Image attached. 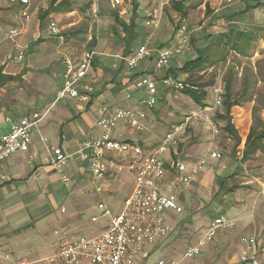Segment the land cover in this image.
<instances>
[{"label": "rangeland", "instance_id": "rangeland-1", "mask_svg": "<svg viewBox=\"0 0 264 264\" xmlns=\"http://www.w3.org/2000/svg\"><path fill=\"white\" fill-rule=\"evenodd\" d=\"M32 1L34 16L31 23L25 25L16 19L15 9L8 0H0V66L6 65V73L14 77L12 82L0 86V135L6 133L10 126L7 118L15 120L20 117L19 113L28 114L31 110H40L44 113L45 108L52 105L62 83L64 52L73 54L94 51L96 54H101L102 57L99 58L104 59L103 64L107 70H113L116 66L117 70L131 76L151 75L149 73L154 72L157 76H151L156 80L157 86L154 110L142 104V101L149 97L146 89L138 90L134 94L124 93L119 101L120 109L144 113L147 116L143 121L145 131L138 132L122 121L116 131H122L124 136L121 138L114 134L115 138L126 141V137L130 136L134 142L141 141L145 145H155L173 127L183 125L182 132L178 134V138L182 141L179 160L191 164L206 158L214 170L208 172L207 168L202 169V174L196 177L189 187H185L178 176L167 177V180H176V193L181 212L168 211L165 214L166 223L173 228V233L164 241L165 243L148 247L144 251V254L149 252L147 259L139 257L137 264H159L161 261L166 264H218L214 258H207V251L211 245L217 243L221 234L231 233L235 235L236 241V235L240 234L239 229L242 226L245 227L257 220L264 222V158L259 155L261 160L257 159L258 152H256L250 154L248 159H244L247 137L251 128L258 123L256 117L259 121H264V86H256L253 83L255 60L252 58L242 60L234 49L246 50L245 55L252 54L251 48L256 41L251 40V35L256 33H251L249 26L256 25L259 28L257 33L264 34V0H232L230 4H238L239 9L242 10L239 15L233 17L237 22L233 28L227 24L223 27L221 21L226 20L212 16L214 9L210 6L206 7L203 17V10L198 8L204 0H187L184 8L187 16L173 9L174 4L181 3L182 0H160L161 3L155 0H124V5L121 7H114L113 0H70L71 8L66 10L60 9L57 5L52 7L51 0ZM190 3L191 8L187 7ZM217 5L219 6V2ZM127 9L132 12L130 17L136 26V32L133 29V34H138L131 43V52L127 49V42L132 40L133 34L129 32L130 30L123 31L115 20L118 16L123 21L126 15L122 17L120 14ZM155 10L162 13V21L165 23L159 34L155 31L159 28L154 29L146 25V20ZM250 11L252 12L245 14ZM52 21L58 23L64 43L68 45L67 49L59 37L51 36L49 26ZM181 24L188 25L192 32V51L186 57L170 60L163 70L157 69L156 59L142 62L134 70L127 67L126 61L141 46L148 44L150 49H155L153 42L155 44L170 42L173 32ZM12 28L21 30L22 35L15 40H3L4 34ZM244 32L247 34H243ZM194 33L195 38H193ZM150 36L154 40L145 41ZM16 42L30 47L27 58L21 64H16L13 60L16 55L14 47ZM199 43L203 46L201 48L203 55L208 59L207 67L193 74L188 73L183 79L186 84L195 86L200 92H207L203 104L207 108H212L208 114H205L191 97L183 92L167 90L162 83L166 72L169 73L171 69L179 72L185 63L196 59ZM261 55L263 58L258 57L256 63L261 62L264 67V53ZM175 60L181 62L175 64ZM146 70L149 71L148 74ZM26 73L27 78L24 76ZM175 75L181 77L183 73L179 72ZM245 81L248 82L247 85ZM217 85L225 88L224 101L227 99L229 87L230 102L246 101L243 97L238 98V95L244 94L245 88L249 85L263 94L260 99L255 100L252 110L251 107H245L246 105L236 109L234 106L228 116L227 106L224 105L222 108L215 106L212 90ZM258 100L261 103H257ZM193 114L201 116L202 119L197 121L192 119L187 122V118ZM213 124L221 130L219 137H216L212 131ZM229 124L233 132L226 130ZM214 152L220 153L222 159L212 160L209 156ZM112 157L121 164L127 163L131 158L129 154H114ZM70 161L78 169L87 168L84 163L78 162L77 158ZM111 171L115 175L103 200L115 216L123 210L124 201L134 185V176L128 169L118 173V166L111 168ZM87 173L91 175L89 168ZM86 181H83L84 186ZM56 186L63 187L67 192L70 185L58 181ZM49 191L52 189L50 188ZM83 191L87 196V188ZM38 197L42 199L41 203L47 202V208L42 210L45 213L44 218H40L37 212L27 211L25 204L6 206L0 203V230L3 229L0 231V237L11 242L12 248H9L12 251L11 256L18 257L20 261H22L21 252L25 251L33 260L50 257L64 238L67 241L70 239L65 237V229L59 219L68 217L76 206L75 202L71 199H61L51 205L48 203L49 195L43 198L39 194ZM63 207L65 213L61 211ZM94 214L102 216L103 211L98 209ZM17 215H19L18 220L24 224L21 230L11 231L8 227L14 221L13 216ZM92 215L91 213L85 215L82 222V224L85 222L84 230L78 238L70 236L72 237L70 240L91 238L102 231L109 221L108 218L103 217L98 223H92ZM221 215L234 219L236 227L220 232L212 243L204 244L202 254L196 259L186 258V250L198 244L206 234L210 222ZM31 221L35 224H30ZM45 224L48 225L46 230L42 228Z\"/></svg>", "mask_w": 264, "mask_h": 264}, {"label": "built area", "instance_id": "built-area-1", "mask_svg": "<svg viewBox=\"0 0 264 264\" xmlns=\"http://www.w3.org/2000/svg\"><path fill=\"white\" fill-rule=\"evenodd\" d=\"M14 7L16 19L27 25L31 23L32 0H8ZM124 5V0H113L114 7ZM159 13L155 10L146 20L147 27L157 29ZM52 37H59L64 43L61 29L57 22L52 21L49 26ZM18 28H12L4 34L3 40H15L22 35ZM1 44V41H0ZM16 55L13 60L21 64L27 58L29 46L16 42ZM192 51V32L188 25L181 24L175 30V43L165 49H150L148 44L141 46L133 56L126 61L127 67L134 70L142 62L149 59L157 60V69L163 70L172 59L184 58ZM97 54L94 51H84L79 58L69 52L62 53L63 85L57 92L54 104L66 99L76 100L80 103L91 102L96 94V89L90 81V72ZM139 89H146L149 97L142 104L154 110L155 95L157 94L156 80L151 76L137 80ZM167 90L183 92L188 85L183 78L167 74L162 80ZM215 106H224L225 88L222 85L213 87L212 90ZM208 114L212 108L200 107ZM45 118V114L34 112L24 116L19 121L7 118L10 130L0 136V184L11 182V178L4 174L1 164L17 153H29L33 143L32 133L37 125ZM147 116L144 113H134L118 109L111 111L110 105L101 104L96 127L102 135L95 139L84 141L79 149L81 161L89 164L91 176L94 180L93 188L88 190V195H102L104 192L103 180L109 175L110 169L118 166V173L128 169L134 176V186L130 195L124 201V207L118 215H112L104 202L98 203V209L103 211L102 218H108L106 227L100 235L91 238H81L76 241H63L59 249L45 259L44 264H137V259L144 255V251L151 246L166 240L173 228L167 225L165 214L168 211L181 212L178 205L179 197L176 193V180H167L169 175L178 176L179 181L185 186L192 185L194 179L202 174V169L207 168L213 172V166L206 158L196 163L187 164L179 160L182 141L178 134L182 132L183 125L173 127L164 138L155 145L133 141H119L115 138L118 124L125 121L131 128L138 132L145 131ZM202 119L193 114L187 122ZM216 137L221 135L217 125H212ZM63 140L66 137L63 136ZM45 143L47 139H43ZM114 154H129L131 158L125 164L113 159ZM212 160L222 159L220 153L214 152L209 156ZM70 156L61 146L50 147L49 166L56 172L62 182L70 183L67 169L70 165ZM45 188L44 193L48 194ZM264 194V190H263ZM65 212V210H63ZM94 223L98 218H93ZM236 221L225 215L214 218L209 224L203 239L196 245L186 250L185 257L196 259L202 254V246L212 243L220 232L236 227ZM243 249L240 255V264H264L259 257V242L254 236L242 237L240 240ZM0 264L11 260L10 254H1ZM159 264H166L164 261Z\"/></svg>", "mask_w": 264, "mask_h": 264}, {"label": "crops", "instance_id": "crops-1", "mask_svg": "<svg viewBox=\"0 0 264 264\" xmlns=\"http://www.w3.org/2000/svg\"><path fill=\"white\" fill-rule=\"evenodd\" d=\"M159 1L160 0H155V2L161 3ZM234 1H239V0H234ZM218 2H219V6L217 5ZM230 3H232V0H204V3L200 5L198 10L202 9L204 12L203 17H205L207 5L212 7L214 9L212 16L226 20L223 22L221 21L222 26L227 24L228 26L233 28L234 25L237 24L234 18L235 16L239 15L240 12H242V10L239 9L240 6L238 4L232 5ZM254 8L255 7H253V9ZM251 12L252 11L246 12L245 14ZM158 13H159L158 21L160 23V26L158 27L159 29L155 30L156 34H159L162 25L165 24L162 21V13L161 12ZM131 14L132 12L129 11V9H127L121 12L120 15L122 17L126 15V17L123 18V22L128 26H132L129 32L133 34V29L136 32V26L134 24L133 19L130 17ZM249 29H251L250 31L251 33H256L255 35L248 34L251 35V40L256 41L255 43L253 42L254 44L252 45L251 48L252 54L245 55L246 50H243V54L242 53L239 54L237 52L236 55L242 58V60H246L247 58H252V60H255V62H253V66H254L253 70L255 74L253 83H255L256 86L261 85V87H263L264 67L260 64L261 62L257 64L256 61H258L257 59L258 57L260 59L261 57L263 58V55L261 54L264 53V41H263L264 34L257 33L259 32L258 31L259 28L256 25H253L252 27L249 26ZM244 33L247 34V32ZM195 35L196 34L194 33L193 38L196 37ZM133 36H138V34L135 35L134 33ZM151 40L152 41L154 40L151 36L145 39V41H149V42ZM174 43H175V31L173 32V38L170 40V42L165 44L162 42L155 44L153 42L154 44L153 48L161 50L172 47ZM127 44L129 43L127 42ZM63 46H65L66 49L68 48V45H65V43H63ZM201 48H203V46L199 43L197 48L199 49V51L196 52L197 53L196 58L200 54H203ZM127 49L130 51L128 45H127ZM81 54L82 53L74 52L73 56L79 58ZM99 57H102L101 54H97L93 62V66L89 77L90 81L93 83L96 89V94L94 99L89 103H80L76 100L66 99L57 104H54L53 102L56 98L55 96L54 100L51 103L52 105L50 104L51 105L50 107L45 108L44 113L40 110H31V112L28 114L34 112H40V113L42 112L43 114H45V118L33 130L32 133L33 143L30 152L17 153L13 155L10 159L6 160L1 164L2 171L4 172V174H6L11 178V182L7 184H0V203L2 202L6 206L17 205V204L23 206V204H25V206H27L25 207L27 211L37 212L40 218H44L45 213L42 212V210L47 208V202L41 203L42 199L38 197L39 194L43 198L44 196L49 195L48 203H50L51 205H54L55 202H57V200H61V199L64 200L71 199L75 202L76 206L71 211V213L69 212L70 214L68 215V217L59 219L60 223L62 224V227L65 229L64 231L65 237H69L70 239L72 237L78 238L79 237L78 235H80L81 232L84 230L83 225L85 222L83 224L82 222L85 215H87L88 213L93 214L91 217V221L93 218H98L99 220L102 218L100 215H96L94 213L96 210H98V203L104 202L103 198L108 193L107 190L109 188L110 182L112 180V177L115 175L111 171L109 175L105 178V180H103L105 189L102 195L99 194H94L93 196H89L88 194L87 196L84 195L86 193L83 190H85V188H87V190L93 188L94 180L92 176L87 173V168H89V164L80 160L78 152L81 144L84 141L95 139L102 135V131L96 127V121L99 115L100 105L107 103L110 105L111 111L118 110L120 109L119 101L122 94L124 93L134 94L137 93L138 90H141L137 87V83H136L139 78L146 76L157 77L154 72L149 73V71L147 70H146V74L149 73L151 75L136 74L131 76L128 74H123L122 71L117 70L116 66L114 67L113 70L109 71L106 69L105 65L103 64L104 59ZM103 57L105 58V56ZM149 60H153V59H149ZM180 62H181L180 60H175V64H179ZM171 71L177 72V70L174 69H171ZM167 74L168 72H166L165 76ZM24 76L27 78L28 77L27 73ZM187 76L188 74L181 75L182 78ZM247 83L248 82L245 81V85H247ZM62 85H63V68H62V83L59 90L62 88ZM255 91H256L255 87L253 88L249 85L247 88H245L244 94L238 95V98L241 97L248 98L252 96V101H250L249 103H245L243 105V106L246 105L245 107H251V110L253 104L255 105L256 102L255 100L260 99L263 94V92L259 93ZM128 99H130V96H128ZM238 107L239 106H235L234 109ZM28 114L19 113L20 117L16 118L13 121H19ZM9 130H10V126L5 131L6 133H2V135L7 134ZM116 134L118 137L121 138L124 136V133L122 131H118L116 132ZM63 136L66 137V140H63ZM131 138L132 137L127 136L126 141H132ZM43 139H47L48 142L45 143ZM245 140L243 142V146L245 145ZM137 142L143 143L141 141H137ZM51 146H61L64 149V151L70 156V159L77 158L78 162L82 164L84 163V165L87 166L86 169L84 168L78 169L77 166L70 161V165L67 169L68 176L70 177V183L67 184L70 186L67 192L63 190V187L56 186L58 184V181H61V179L48 164ZM257 152H258L257 154L258 156L256 155L257 159L261 160V158H259V155L262 156V158H264V146L260 148ZM84 180H87L85 186L83 182ZM80 185H82L83 187H81ZM45 188H48L49 190L51 188L52 191H49L48 192L49 194L47 195L44 193ZM63 210H65L64 207L62 208L61 211L62 213H65L63 212ZM18 217L19 215L13 216L14 221L8 227L9 230L16 231L22 229V224L24 223L19 221ZM39 221H37V223ZM92 223L94 222L92 221ZM30 224L33 225L35 223L34 221L33 222L31 221ZM47 224H45L42 227L44 230L47 229L48 226ZM106 225L107 223L102 228V231L106 227ZM239 230L241 232L240 234L236 235L237 237L236 241L234 240L235 235H232L231 233L227 235L221 234L220 237L217 239V243L211 245L209 250L207 251L208 254L207 258L208 259L214 258L215 260H217L218 264H240V255L243 249L240 240L242 237L245 236L246 237L254 236L258 239L260 246L259 257L262 260V258L264 257V222L261 220H257L252 222L251 224H248L245 227L242 226ZM0 231H3V229ZM102 231L98 235H100ZM64 239L62 240V242L67 241ZM70 239L68 240L72 241ZM76 240L78 239H74L73 241ZM164 241L160 243H165ZM10 247L12 248L11 242L4 237H0V253L11 255L12 251H10L9 249ZM146 253L143 256H141V258L147 259L149 252ZM21 254H22V261H20L18 257L11 256V260L7 261L6 264H20V262L22 264H36L39 262L44 264L43 261H45V259L48 258L47 257L41 260L40 259L33 260L32 256L26 251L21 252ZM23 261H26V263ZM1 262L2 260H0V263Z\"/></svg>", "mask_w": 264, "mask_h": 264}, {"label": "trees", "instance_id": "trees-1", "mask_svg": "<svg viewBox=\"0 0 264 264\" xmlns=\"http://www.w3.org/2000/svg\"><path fill=\"white\" fill-rule=\"evenodd\" d=\"M187 0H182L181 3L177 2L174 4V11L178 12V13H181L182 15H186L187 14L185 13L184 11V8H186L185 6V3H186ZM70 0H51V6H55L57 5L60 9L62 10H66V9H70L71 5H70ZM187 7H190L191 8V4L188 5ZM208 7V5H207ZM116 22L118 24L121 25V27L123 28V30L125 32H128L130 30V28H132V26H128L127 24H125L123 21H121L119 19L118 16H116ZM132 30V29H131ZM245 34V33H243ZM134 36H133V39L128 41L129 44L128 47L131 49V43L132 41L134 40ZM250 42V41H248ZM239 54H243V51L239 48H234ZM207 63H208V59L206 56H204L203 54H200L196 59L190 61V62H187L185 63L182 68L179 69V72L180 74L183 73V74H193V73H196V72H199L201 71L204 67H207ZM178 70L177 72H173V71H170L168 74H171V75H175L177 73H179ZM177 76V75H176ZM192 75H190L189 77L191 78ZM188 88H186L183 93L189 97H191L196 103L198 106L200 107H206L205 104H203V102L205 101V97L207 95V92H204V91H199L198 88H196L195 86H190L188 83ZM230 87L228 88V92H227V95H226V100L224 101V105L227 106V115L229 116V113L231 111V109L234 107V106H243L246 102H250L252 101V96L248 97V98H244L246 99V101L244 102H230L231 101V95H230ZM260 100L257 101V103H261L259 102ZM263 111H264V108H263ZM255 114V112H254ZM256 117V115H255ZM256 121H258L257 125L252 127L251 130H250V133L247 137V140H246V145H245V155H244V159H248L249 155L250 154H255L260 148H262L264 146V121L263 120H260L257 119L256 117ZM226 130L227 131H230V132H233V129L231 127V125L229 124L227 127H226Z\"/></svg>", "mask_w": 264, "mask_h": 264}, {"label": "water", "instance_id": "water-1", "mask_svg": "<svg viewBox=\"0 0 264 264\" xmlns=\"http://www.w3.org/2000/svg\"><path fill=\"white\" fill-rule=\"evenodd\" d=\"M14 77L6 73V65L0 66V86L12 82Z\"/></svg>", "mask_w": 264, "mask_h": 264}]
</instances>
